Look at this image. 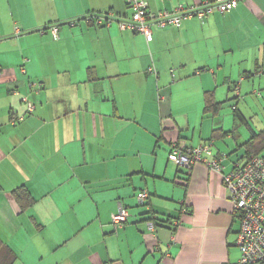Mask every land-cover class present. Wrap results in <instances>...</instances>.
Returning a JSON list of instances; mask_svg holds the SVG:
<instances>
[{"label":"crops","instance_id":"1","mask_svg":"<svg viewBox=\"0 0 264 264\" xmlns=\"http://www.w3.org/2000/svg\"><path fill=\"white\" fill-rule=\"evenodd\" d=\"M145 1L158 13L208 0ZM91 15L115 20L98 26ZM130 17L125 0H0V239L15 264L239 262L223 175L203 163L180 170L169 155L212 143L228 174L264 133L254 121L264 113V0L153 27L151 42L120 28ZM206 92L232 120L203 111L192 124L184 108L199 114ZM20 187L36 201L25 212ZM120 205L130 216L118 228Z\"/></svg>","mask_w":264,"mask_h":264},{"label":"built area","instance_id":"2","mask_svg":"<svg viewBox=\"0 0 264 264\" xmlns=\"http://www.w3.org/2000/svg\"><path fill=\"white\" fill-rule=\"evenodd\" d=\"M131 11V17L118 20L124 31L142 34L148 42L152 41L153 27L165 29L169 26L181 27L187 19L204 20L215 14H227L235 10L241 0H208L202 6H177L173 11L151 13L145 0H125ZM98 26L110 27L115 20L110 15H91L88 17ZM58 37V28L53 29ZM152 71V70H151ZM28 103L27 114L34 111ZM25 116L16 117L13 123L22 122ZM169 160L177 167L191 170L196 164L203 163L210 170L223 174V159L215 155L212 144H202L192 148H179L174 145ZM224 184L235 204V215L240 220V231L237 235V246L240 250L238 264H264V158L252 155L246 162L237 163L228 174H223ZM149 194L141 191L137 194L139 204L148 201ZM129 210L120 207L112 217V224L118 228L126 225ZM148 229L154 233L156 225L148 223Z\"/></svg>","mask_w":264,"mask_h":264},{"label":"trees","instance_id":"3","mask_svg":"<svg viewBox=\"0 0 264 264\" xmlns=\"http://www.w3.org/2000/svg\"><path fill=\"white\" fill-rule=\"evenodd\" d=\"M224 103L225 102H218L216 100L213 92H206L205 98H204V113L207 115H211L212 117H217L221 113L223 106H224ZM233 108H234L233 111L235 113H237V111H238L237 107H233ZM219 135H220L219 131H216V132H214L213 138L216 139L219 137ZM253 136L254 137H253V139H251L250 142L244 144L248 153L246 155L247 157H246L245 161H243V162H246L249 159V157H251L252 155L258 156V153H256V152L264 149V133L262 132V133H259L257 135L254 134ZM204 144H208V143H204ZM172 150H173V147H172ZM172 150H171V152H172ZM253 150H255V152ZM243 162L239 161L237 163H243ZM178 169L186 171V170L181 169L179 167H178ZM187 171H189V170H187ZM223 174H224V172H223ZM223 182H224V177H223ZM13 195H14L15 199L17 200L22 212L27 211L36 203L33 196L29 193V191L25 187H20V188L16 189L13 192ZM139 205L143 206V207H149L148 201L144 204H139ZM121 206L125 207L124 205H120V207ZM155 219L156 218H154V217H150L148 223L152 222L156 225ZM16 262H17V256L14 253V251L11 248H9L6 244H4L2 242V240L0 239V264H15Z\"/></svg>","mask_w":264,"mask_h":264},{"label":"rangeland","instance_id":"4","mask_svg":"<svg viewBox=\"0 0 264 264\" xmlns=\"http://www.w3.org/2000/svg\"><path fill=\"white\" fill-rule=\"evenodd\" d=\"M184 110L186 112L185 115H187V114L190 115V119L192 121V124H194V122L197 121V119L199 120L198 123H201V122H203L205 120L202 117V113L204 111V106L199 109L200 110L199 111V114L197 113L198 112V109L196 107H192V106H189V105L185 106ZM257 111H258L259 116H257V117H254L253 116L254 117V121L255 122H258V121L260 122L261 121L262 123H264V113L262 112V109L259 108V107H257ZM231 113H232V109L231 108H227V107L224 106L223 109H222V111H221V114L219 116L222 119V121L223 120L230 121V120H232ZM231 124H233V123H230V125ZM261 129H263V126L261 127ZM190 133H192V131ZM214 150L216 151L217 149L214 147ZM260 156H262L264 158V149L261 150ZM135 202H136V206L138 208H140V209L141 208H146V207L139 206V202L137 200V197H135Z\"/></svg>","mask_w":264,"mask_h":264}]
</instances>
